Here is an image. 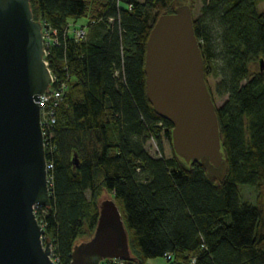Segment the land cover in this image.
Segmentation results:
<instances>
[{"label":"trees","instance_id":"trees-1","mask_svg":"<svg viewBox=\"0 0 264 264\" xmlns=\"http://www.w3.org/2000/svg\"><path fill=\"white\" fill-rule=\"evenodd\" d=\"M182 5L192 9L216 105L218 169L208 159L187 163L174 149L167 157L146 148L155 139L163 151L162 138L173 148V125L147 96L145 60L157 20ZM31 7L51 36L45 60L55 87L67 84L46 149L51 205L36 209L56 264H71L74 245L93 237L105 193L122 213L134 260L101 264L167 255L169 264H264V12L257 0H201L198 16L195 0H122L120 7L31 0ZM79 19L88 20L82 40L67 31ZM210 76L219 79L215 92ZM217 98L227 100L218 106ZM210 169L224 173L210 176ZM240 186L254 189V200Z\"/></svg>","mask_w":264,"mask_h":264},{"label":"water","instance_id":"water-1","mask_svg":"<svg viewBox=\"0 0 264 264\" xmlns=\"http://www.w3.org/2000/svg\"><path fill=\"white\" fill-rule=\"evenodd\" d=\"M43 24L31 0H0V264H56L50 237L36 216L49 207L41 95L52 83ZM263 67V62H262ZM149 102L173 125L175 153L187 163H224L216 105L205 78L189 5L161 16L145 60ZM74 165L78 166L77 156ZM96 231L74 245L71 264L132 262L129 234L113 198H102Z\"/></svg>","mask_w":264,"mask_h":264},{"label":"built area","instance_id":"built-area-1","mask_svg":"<svg viewBox=\"0 0 264 264\" xmlns=\"http://www.w3.org/2000/svg\"><path fill=\"white\" fill-rule=\"evenodd\" d=\"M117 4V6H121L122 0H114ZM131 9V6L129 7ZM114 19H111L110 21L113 22ZM85 26H77L76 24H69L67 27V31L69 34H74L75 37L78 40H82L86 37L87 31ZM73 28V29H72ZM53 34H57L56 31L53 32ZM51 36H49L47 33L44 34V45H45V57L47 55V47L49 46V43L51 41ZM54 42L57 43V40L54 39ZM47 62V61H46ZM48 64V63H47ZM52 74V72H51ZM57 83L56 78L52 75V83L49 87V89L41 95V101L40 108H41V122H42V130L44 135V145H45V151L47 147H50V141L52 138V132L54 131V127L56 125V109L59 106L60 102L62 101L64 92L67 89V84L63 83L59 87H55ZM54 166L52 163H48L47 161V172H48V182H49V188H51V177L50 173L53 170ZM42 206H37V208ZM36 211V210H35ZM167 259H171V255H167Z\"/></svg>","mask_w":264,"mask_h":264},{"label":"rangeland","instance_id":"rangeland-1","mask_svg":"<svg viewBox=\"0 0 264 264\" xmlns=\"http://www.w3.org/2000/svg\"><path fill=\"white\" fill-rule=\"evenodd\" d=\"M258 2V11L259 12H264V0H257ZM200 9H201V0H195V15L198 16L200 14ZM71 25L76 24L77 26H85L88 23L87 19H79V20H70L69 22ZM73 29V28H72ZM219 81L218 78H215L213 76H210L209 78V84L215 92V85ZM227 99L220 100L217 98V105L221 106ZM162 144H163V151H161L160 146L158 144V141L155 139H150L147 143V150L148 152L153 155V156H161L162 153L165 154V156H170L173 152V148L170 145V143L165 139L162 138ZM224 170L220 169L218 171H215L214 169H210L209 175L212 176L213 174H223ZM240 191L242 190V194L247 200H254L255 198V191L254 189L251 188H242V186L239 187ZM111 198L112 196L109 195L108 193H105L102 198ZM101 198V200H102ZM82 241H87V240H80L77 245L81 244ZM53 254V252H52ZM148 264H169L168 260L166 258H155V259H150L148 261Z\"/></svg>","mask_w":264,"mask_h":264}]
</instances>
